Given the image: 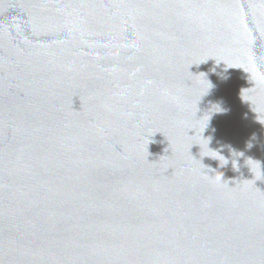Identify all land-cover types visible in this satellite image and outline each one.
<instances>
[{"label":"water","instance_id":"obj_1","mask_svg":"<svg viewBox=\"0 0 264 264\" xmlns=\"http://www.w3.org/2000/svg\"><path fill=\"white\" fill-rule=\"evenodd\" d=\"M0 264H264V0H0Z\"/></svg>","mask_w":264,"mask_h":264},{"label":"clouds","instance_id":"obj_2","mask_svg":"<svg viewBox=\"0 0 264 264\" xmlns=\"http://www.w3.org/2000/svg\"><path fill=\"white\" fill-rule=\"evenodd\" d=\"M216 106L219 107V105H216ZM216 106H214V107H216ZM214 107L211 109V113H218V112H214V111H213ZM219 108L221 109V111H219V112L226 111V110L222 109L221 107H219ZM211 113H210V115H211ZM255 139H256V136H255V134H254L253 137L249 140V142H248V144H247V147H248V148L253 147L252 141L255 140ZM221 156H222V155H221ZM223 157H224V156H223ZM226 160H227V159H226ZM227 161H228V160H227ZM228 162H229V161H228ZM227 164H228V163H227Z\"/></svg>","mask_w":264,"mask_h":264}]
</instances>
